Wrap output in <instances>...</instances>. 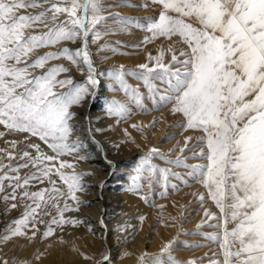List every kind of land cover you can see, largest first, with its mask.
<instances>
[{"label":"snow or ice","instance_id":"6c2138e0","mask_svg":"<svg viewBox=\"0 0 264 264\" xmlns=\"http://www.w3.org/2000/svg\"><path fill=\"white\" fill-rule=\"evenodd\" d=\"M151 4L160 6L158 17H147L141 22L119 13L105 16L102 0H0V125L9 132L39 137L53 153H44L38 144L29 145L36 150L35 156L24 151L17 157L8 149H0L4 154L0 156V192L5 191V181L12 189L3 199L15 201L17 190L23 189L21 198L31 201L25 204L23 216L14 220L13 226L0 236V241L8 242L14 237L35 239L40 231L38 225L46 223L43 216H51L43 238L55 234L53 225L83 223L79 219L66 218L65 213L79 211L83 201L77 193L85 190L83 177L92 173H77L74 162L61 157L75 155L76 161L87 159L79 154L80 141L70 139L73 132L70 121L76 115L71 109L95 94L100 84L98 77L105 74L95 67L89 36H92V43L101 39L107 33H101L97 26L115 18L122 31L129 30L134 23L151 33L145 37V42L157 37L169 40L179 37L177 43L187 48L177 54L169 47L171 61L168 63L164 62L162 51L155 57L149 54L150 63L138 65L140 71H126L121 65L107 75L138 108L149 110L146 98L157 107L170 103L171 111L183 117L176 126L203 133L197 137L196 146L203 144L204 147L193 152L192 158L203 159L204 163L190 164L189 158L183 155L189 149L191 136L185 137L182 147L177 144L180 155L175 158L153 147L141 158L136 175L132 177L131 190L142 188L141 180H149V187L153 183L161 184L165 189L161 195H166L170 176L188 183L171 168L153 164L154 155L169 164L190 169L186 175L205 186L207 195L222 214L218 216L205 209V219L197 225V230L205 224L221 229L220 232L200 233L218 242L221 249L222 259L210 260L209 264H264V0H151ZM139 6L147 8L149 3ZM22 9L39 11L20 14ZM41 26L46 31L29 32ZM62 41L79 42L81 46L76 49L62 47L29 62L30 54L36 49ZM107 48L117 51L110 44L101 46V50ZM61 58L85 74L83 83L76 82L70 75L61 77L71 71L63 64L45 69L48 61ZM35 68L45 71L33 75L31 70ZM128 74L143 81L148 89L147 97L139 88L127 83L125 76ZM156 81L166 87L160 88ZM108 113L127 118L131 108L124 102L112 100ZM155 123L153 121V126ZM133 127L141 128L140 125ZM4 135L0 131V137ZM16 143L10 142L11 147L15 148ZM5 158L25 162L12 166L3 163ZM29 166L37 171L28 176L19 175L21 169ZM66 168L73 171L66 172ZM53 174L66 185V192L57 187ZM44 180L52 187L27 190L32 181L43 183ZM171 187L175 189L178 185L173 183ZM65 198L73 201L74 206ZM197 198L202 204L206 199L203 193ZM62 199L65 200L63 207L60 206ZM11 207L16 208L17 204L12 203ZM49 208L55 209L56 215H51ZM209 221L216 223L209 224ZM230 224L234 226L229 227ZM29 227L31 236L27 231ZM176 243L177 240L168 241L160 254L151 259H146L148 253L142 254L141 264H166L164 256L170 264H183L172 256ZM42 255H37L36 260ZM82 255L85 260L94 259ZM107 260L109 255L104 254L102 261ZM0 264H9V261L0 258ZM20 264L30 262L21 261ZM187 264H197V261L192 259Z\"/></svg>","mask_w":264,"mask_h":264},{"label":"rangeland","instance_id":"374dc122","mask_svg":"<svg viewBox=\"0 0 264 264\" xmlns=\"http://www.w3.org/2000/svg\"><path fill=\"white\" fill-rule=\"evenodd\" d=\"M145 2L149 3V7L139 6ZM102 3L105 16H108L109 13H119L124 17L140 20L141 22H144L147 17H158L161 10L159 5H152L151 0H102ZM37 11L39 10L22 9L20 14H34ZM97 27L101 33L107 34L103 35L95 43H92V36L90 35L89 50L95 67L99 72L105 74L98 77L100 84L95 89V94L84 101L82 105L73 106L71 110L76 115L70 121L73 127L70 137L72 141L78 139L81 143L77 130L81 128L84 120H87L88 128L95 140L94 147L90 150H88L87 144L81 143L83 145L79 154L86 156L87 159L85 160L89 161L90 164H94V160L97 159V153L101 151L102 157L99 158V161L104 162L106 165L104 168L106 175L102 179V186L105 189L103 197L108 200L103 203L104 207L102 210L105 215L100 220V224L105 230L106 242L104 243L103 251L93 264H96V261H102L104 254L109 255V260L102 261V264H141L140 257L142 254L148 253L149 255L146 259H151L153 256L160 254L161 248L171 240H177V243L172 248V256L176 260L183 262V264H187L192 259H195L197 264H209L210 260L222 259L218 242L208 240L200 234L201 232H220L221 229L209 227L208 224H205L197 230V225L200 224L201 220L205 219V209H209L218 216L222 214L215 202L207 195L205 186L197 179L186 175L190 169L169 164L158 155H154L152 157L153 164L158 165L160 168H171L174 172L183 175L188 183L185 184L182 180L170 176V184L166 195H161V192L165 191L161 184L153 183L152 187H149V180H141L143 187L135 191L131 190L132 177L136 175L135 170L140 165L141 158L153 147L175 158L180 155L177 144L179 143L182 147L185 137L191 136L192 140L189 143V149L183 155L189 158L187 162L190 164L204 163L203 159L192 158L193 152H199L200 148L204 147L203 144L196 146L199 143L197 137L203 135V133L199 130H185L176 126L178 122L183 120V117L181 114L171 111L172 105L170 103L157 107L150 99L146 98L145 104L149 110L145 111L138 108L132 102L130 96L120 88L119 84L107 75L108 71L119 69L121 65L124 66L126 71H140L138 65L150 63L149 54L155 57L162 51L165 53L164 62L168 63L171 61V53L167 51L169 47L175 49L177 54H179L180 50H186L187 45L177 43L179 37H173L171 40L165 37H157L151 42H145V37L151 36V33L144 28L136 27L134 23L130 25L129 30L122 31L119 29L115 18H109L105 23H101ZM33 31L41 32L46 31V29L41 26L29 30V32ZM104 44L112 45L117 51H112L110 48L101 50V46ZM80 46L79 42L62 41L60 44L39 48L30 54L29 62H31V59H35L36 56L43 55L46 52H57L62 47L76 49ZM55 64H63L71 69L69 73L61 74V77L70 75L76 82H84L85 74L81 73L77 67L66 59L50 60L45 65V69ZM176 67H180V65H176ZM45 69L35 68L31 71L33 75H40ZM125 79L129 85L139 88L140 92L147 97L148 89L142 80L131 74L126 75ZM156 83L160 88L166 87L160 81H156ZM110 85L113 86L110 87ZM112 100L127 104L131 108V115L127 118L110 115L108 113V105ZM86 113L87 116L85 115ZM153 121H156L154 126ZM133 125H140L141 128H135ZM2 126L0 125V128L6 129ZM97 129L101 130L97 131ZM5 132L11 135L14 134L13 136L10 135L11 137L21 135L24 141L28 140V143L19 145L20 150L15 153L17 157L24 151H29L34 156L37 155L34 148H29L30 144H38L44 153L53 154L51 149L39 137H33L30 133L9 132L8 129ZM83 147H87L84 149L85 151L81 150ZM0 149L7 148L0 145ZM129 153L131 155L128 157ZM3 155V153H0V156ZM117 157L121 161L117 160ZM61 159L74 162V170L77 173L92 172L91 175L83 177L82 183L85 190L77 193L83 201L79 206V211L66 212L65 217L82 220V224H94V221L91 222L93 218L90 214H82L85 199H92L94 193L86 182L91 177H95L92 168L79 166L81 160L76 161L75 155H66L61 157ZM4 162L5 160H3ZM24 162L23 160L15 159L11 160L10 164L16 166ZM57 166H59V162H57ZM36 171V168L29 166L21 169L19 175L22 177L28 176ZM64 171L70 173L73 169L66 168ZM9 174L11 175L12 173ZM52 179L57 181V187L65 192L67 191L66 185L63 184V181L58 176L53 174ZM7 183L5 181V191L0 192V236L6 234V230L13 226L12 222L14 220H19L23 216L25 204L31 202L21 198L23 189L17 190V199L15 201H5L3 197L12 191L11 188L7 187ZM173 183L177 184L178 188H172L171 184ZM51 187L52 185L48 180H44L43 183L32 181L27 190L32 192ZM200 193L205 194L206 197L203 204L197 198ZM65 199L70 205L74 206L73 201L68 198ZM64 202V199L60 201L61 207H63ZM12 203H16L17 207L12 208ZM48 210L51 215H56L55 209L49 208ZM42 218L46 223L38 225L40 231L35 239L14 237L8 242L0 241V258L7 259L9 264H20L21 261H28L30 264H45L47 258L54 253V245L58 246L60 244V248L65 249V253H75L80 259L86 261L82 253L88 255V252L84 250V244L79 245L80 239L74 236L76 225L64 224L61 227L53 225L56 228L55 234L51 237L43 238L42 233L46 230V224L50 221L51 216H43ZM214 223L216 221H209V224ZM233 226L232 224L229 225V227ZM27 231L29 236H31V227ZM61 238H63V242ZM17 239H22L25 243L32 245L27 255L22 253L23 251H21L22 249L19 246H15ZM112 241L118 246L115 250H113ZM24 248L27 249L23 245ZM41 253H43L41 258L36 260V256ZM126 253L128 254L126 255ZM164 259L166 264H170L167 261V256H164Z\"/></svg>","mask_w":264,"mask_h":264},{"label":"bare ground","instance_id":"6f19581e","mask_svg":"<svg viewBox=\"0 0 264 264\" xmlns=\"http://www.w3.org/2000/svg\"><path fill=\"white\" fill-rule=\"evenodd\" d=\"M85 115L87 116V113ZM82 123H83V121H82ZM5 130L6 129L0 128V131L5 133L4 137H2L0 139V145L6 147L9 151H13V153H16L18 150H20L19 145L21 143H28L27 142L28 140L24 141L21 138V135H15L14 137H11L14 134L13 135L8 134L5 132ZM77 131L79 132L78 134L80 135L79 138L81 140V143L87 144L88 150L93 148L95 140L93 139L92 133L88 128L87 120L86 121L84 120L83 125ZM12 141L17 142L15 148L11 147L10 142H12ZM87 147H83V149H81V150L85 151L84 149H86ZM130 155H131V153H129L128 157ZM96 157H97V159L94 160V162H93L94 164H90L89 161H86V160H81L79 162L80 163L79 166L91 167L93 170L94 176H95L94 178L91 177L90 179H88L86 181L87 184L91 187V188L90 187L89 188L94 193H93L92 199L91 198L85 199V205L83 206L84 210L82 212V214H86V215L90 214L91 217L93 218L91 222L94 221L95 223L94 224L93 223H88V224L85 223V224L76 225V227H75L76 232L74 234L75 238L80 239L79 245L84 244V246H85L84 250H86L88 252L89 256L94 257V259L83 261L78 256H76L75 253H72V252L65 253L66 252L65 249L60 248V244H59L58 246L54 245L55 246L53 248L54 253H52L53 255H51L50 257L47 258L45 264H93L95 259L98 258L99 255L101 254V252L103 251V248L105 245L104 243L106 242V239H105L106 237H105V232H104L105 230H103V227L100 224V222H101L100 220H101V217L103 215H105V213H103V210H102L104 207L103 203L108 200V199H104V197H103L105 189L102 186V179L106 175V173H104V168L106 165L104 162L99 161V158L102 157L101 151H99L97 153ZM116 159L120 160V158H118V157ZM4 160H5V162H4L5 164L11 163V161L8 160L7 158H5ZM100 176H102V177H100ZM95 178H96V180H95ZM95 197H97V198H95ZM105 212H106V210H105ZM91 225H93V227H91ZM112 242H113V250L117 249L118 246L114 243V241H112ZM23 245H24V247H27V249H25V248L23 249ZM15 246H19L22 249L21 251H23L22 253H24L25 255H27V253L30 252V248H32V245H30L29 243H25L22 239H17L15 242Z\"/></svg>","mask_w":264,"mask_h":264}]
</instances>
